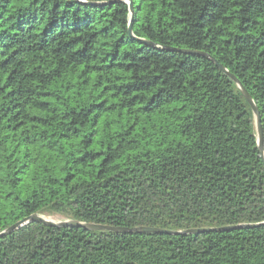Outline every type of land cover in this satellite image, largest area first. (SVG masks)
Wrapping results in <instances>:
<instances>
[{"label": "trees", "instance_id": "obj_1", "mask_svg": "<svg viewBox=\"0 0 264 264\" xmlns=\"http://www.w3.org/2000/svg\"><path fill=\"white\" fill-rule=\"evenodd\" d=\"M130 2L0 0V233L32 215L264 222L251 108L206 58L256 105L264 151V0ZM0 264H264V226L30 223L0 238Z\"/></svg>", "mask_w": 264, "mask_h": 264}, {"label": "water", "instance_id": "obj_2", "mask_svg": "<svg viewBox=\"0 0 264 264\" xmlns=\"http://www.w3.org/2000/svg\"><path fill=\"white\" fill-rule=\"evenodd\" d=\"M128 2V8L130 15L132 14V4L130 0H127ZM128 32L131 34V24H129ZM142 44L148 46V47H154L151 43L145 42L143 40H139ZM170 51L186 54V55H192L197 57H206L205 54L200 52H194L189 50H177V49H170ZM210 61H212L216 67L226 76H228L240 89L242 92L244 98L248 102L253 117L255 121V131L257 135V147L259 151V155L261 158V162L264 166V151H263V131L261 127V118L258 112V109L254 102L252 101L251 97L248 95V93L243 89L241 83L235 79L233 75H231L223 66H221L217 61H215L211 57H206ZM30 223H38L42 224L49 228H57V229H63V228H81L86 231H110L114 233H135V234H160V235H169V236H186V235H193V234H203V233H209V232H227V231H233V230H240V229H256L259 227L264 226V222L257 223V224H248V225H238L233 227H222V228H215V229H190L185 231H166L156 228H147V227H136V228H113V227H107L102 225H96V224H90V223H82L78 221L73 220H62L60 222H53L48 220V218H44L38 215H32L30 217H27L23 219L20 222L15 223L12 225L9 229L6 231H3L0 233V238L6 235H9L11 232L18 230Z\"/></svg>", "mask_w": 264, "mask_h": 264}, {"label": "rangeland", "instance_id": "obj_3", "mask_svg": "<svg viewBox=\"0 0 264 264\" xmlns=\"http://www.w3.org/2000/svg\"><path fill=\"white\" fill-rule=\"evenodd\" d=\"M48 220L57 223V222H60V221H62V220H64V219L56 217V218H48Z\"/></svg>", "mask_w": 264, "mask_h": 264}]
</instances>
